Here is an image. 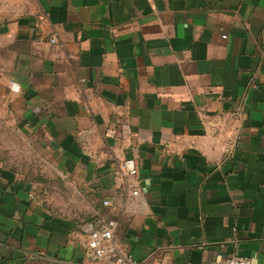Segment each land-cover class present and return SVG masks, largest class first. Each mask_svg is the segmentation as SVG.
I'll use <instances>...</instances> for the list:
<instances>
[{
	"label": "crops",
	"instance_id": "0c3cea01",
	"mask_svg": "<svg viewBox=\"0 0 264 264\" xmlns=\"http://www.w3.org/2000/svg\"><path fill=\"white\" fill-rule=\"evenodd\" d=\"M1 128L41 164L0 155V264H94L97 217L149 263L264 264V0H0Z\"/></svg>",
	"mask_w": 264,
	"mask_h": 264
},
{
	"label": "built area",
	"instance_id": "2783aa9c",
	"mask_svg": "<svg viewBox=\"0 0 264 264\" xmlns=\"http://www.w3.org/2000/svg\"><path fill=\"white\" fill-rule=\"evenodd\" d=\"M57 37H51L52 43L57 42ZM11 89L15 92L20 91V85L17 82L11 83ZM234 115V114H233ZM239 144V137L232 135V140L226 147V152L229 158L235 157V150ZM139 167L136 159L126 158L117 162L114 168V186L116 189H121L132 179L137 177ZM132 193L138 194V189H134ZM116 194L103 200V204L112 207L116 200ZM118 221L113 218L97 217L93 220L83 223L81 229L83 234L82 245L88 252V255L93 260L94 264H157L149 263L145 259H138L133 255L125 252L116 242V230ZM184 264H196L187 262ZM222 264H256L249 257L233 255L225 259Z\"/></svg>",
	"mask_w": 264,
	"mask_h": 264
},
{
	"label": "rangeland",
	"instance_id": "374dc122",
	"mask_svg": "<svg viewBox=\"0 0 264 264\" xmlns=\"http://www.w3.org/2000/svg\"><path fill=\"white\" fill-rule=\"evenodd\" d=\"M23 141L19 135L8 133L3 128L0 129V155L7 161L23 167L41 164V161L34 157V152L30 146Z\"/></svg>",
	"mask_w": 264,
	"mask_h": 264
}]
</instances>
